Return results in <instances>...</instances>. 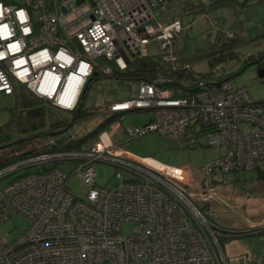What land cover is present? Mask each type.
I'll use <instances>...</instances> for the list:
<instances>
[{
	"label": "built area",
	"instance_id": "2783aa9c",
	"mask_svg": "<svg viewBox=\"0 0 264 264\" xmlns=\"http://www.w3.org/2000/svg\"><path fill=\"white\" fill-rule=\"evenodd\" d=\"M180 1L0 0V94L22 90L41 109L74 114L89 79L124 73L136 59L157 54L178 68L173 43L183 27L165 15ZM166 76L135 82L133 97L97 113L152 112L145 126L127 129L125 142L157 133L185 143L198 127L218 156L194 171L133 156L104 131L79 150L49 135L42 146L49 150L0 169V178L22 172L0 190V226L13 216L28 223L23 235L0 239V264H226L220 229L208 219L216 199L212 178L264 169V102L230 78L201 81L191 94L176 96ZM64 162L74 168L56 167ZM97 164L115 169L113 189L96 184ZM198 174L204 213L185 192L194 191ZM71 177L84 197L68 191ZM124 225H132L129 235Z\"/></svg>",
	"mask_w": 264,
	"mask_h": 264
},
{
	"label": "rangeland",
	"instance_id": "374dc122",
	"mask_svg": "<svg viewBox=\"0 0 264 264\" xmlns=\"http://www.w3.org/2000/svg\"><path fill=\"white\" fill-rule=\"evenodd\" d=\"M180 7L182 6L180 5ZM194 9L179 11L176 8L165 15V22L169 16L172 17L173 15L171 20H178L183 27L173 47L174 55L179 60V64L190 62L194 72L203 75L213 73L216 79L231 77L236 86L245 89L254 101L264 102V79H260L257 74L259 65H264V1L251 0L247 6L240 8V10L234 9L233 13L225 14L217 13L216 10L224 12L225 9L230 8H210V10L205 11H195ZM208 55L221 57L222 61L217 62L211 68L207 62ZM231 55H233L232 58H230ZM248 56H261V59L257 60L259 62L257 65H247L245 60ZM160 57L159 54L155 56V58ZM136 87L134 81L117 80L111 76L94 78L93 81L89 82L85 96H82L80 100L82 115H79L74 121L75 118L73 119V117L76 114L69 112V116L73 117L67 128L64 129L65 132L60 133V129L57 128L52 130L54 134L52 136L62 137L64 140L61 141V145H65L70 142V139L78 141L92 132V140L82 144L84 148L86 146L90 147L95 140L94 138L99 137L101 134L96 137L93 135L97 125L111 117V115L98 114L97 111L105 109L112 102L130 99L135 95ZM23 94L22 90L12 96L0 94V162L6 159L11 151L4 149L8 142L17 141L26 136L22 132L24 128L19 129V126L15 124V122L22 120L24 114L25 109L21 104ZM43 111L46 126L38 129L48 131L50 130L49 118L54 112L47 109H43ZM152 118L151 111L123 113L115 116L114 121L110 123L104 132L111 134L112 141L121 143V146L127 152L139 157L149 156L156 162L172 168L189 167L194 171H201L203 166L214 157H217L213 149L206 148L207 137L203 132L198 131V127H195L194 131L192 129L188 130L185 143L174 136L159 135L157 133H150L125 142L127 129L141 128ZM246 130L247 128L243 126L242 131ZM191 139H193L194 144L189 145ZM45 141L46 139H43V143ZM36 143H33L32 146H35ZM201 143L204 147L200 146ZM220 153L222 154L223 150ZM56 167L70 172L74 168V164L64 162L56 164ZM34 170L32 169L31 172ZM95 172L98 186L106 189H113L116 186L115 169L112 166L97 164ZM248 173H239L240 178L248 177ZM20 175H22V172H15L0 178V190ZM216 177L218 176L214 178ZM67 188L75 197H84L85 189L75 177L69 179ZM185 192L197 205V196L190 190H185ZM199 209L204 213V209ZM208 219L211 220L210 217ZM27 227V221L18 216H13L0 226V239L6 236L10 241L16 239L25 233ZM132 229V225H124V235H129ZM218 245V252L223 256L222 246L219 243Z\"/></svg>",
	"mask_w": 264,
	"mask_h": 264
},
{
	"label": "crops",
	"instance_id": "0c3cea01",
	"mask_svg": "<svg viewBox=\"0 0 264 264\" xmlns=\"http://www.w3.org/2000/svg\"><path fill=\"white\" fill-rule=\"evenodd\" d=\"M137 1L124 0L127 4H134ZM218 1L222 2L223 0H181L172 10L178 8L179 11H182V9L195 8V11H205L220 5V2L216 3ZM228 10L216 11L217 13H227ZM172 18L173 15L169 16L166 21H170ZM200 146L204 147L202 143ZM214 153L218 156L215 151ZM215 176L218 177L214 178ZM215 176L212 178V183L216 199L211 201L208 207L212 210L210 221L220 231L233 234L230 237L221 236L222 253L226 264H264V233L259 232L264 230V169L249 172L248 177L244 178H240V174H216ZM193 178V194L196 195L197 188L202 183V177L198 174ZM197 205L202 209L207 206L202 202H197ZM239 233L248 234L241 235Z\"/></svg>",
	"mask_w": 264,
	"mask_h": 264
},
{
	"label": "trees",
	"instance_id": "16d2710c",
	"mask_svg": "<svg viewBox=\"0 0 264 264\" xmlns=\"http://www.w3.org/2000/svg\"><path fill=\"white\" fill-rule=\"evenodd\" d=\"M249 1H251V0H223L222 2H220L221 3L220 5H216V6L211 7V8H214V9L230 8L227 13H230V12L233 13L234 9L240 10V8L247 6ZM257 1H264V0H257ZM214 14H216V13H214ZM221 14H225V13H221ZM174 43H173V47H174ZM232 57H233V55L230 56V58H232ZM258 59L260 60L261 56H258V57L248 56V58L245 60V63L247 65H252L255 63L258 64L259 63ZM221 61H222L221 57L219 58L216 56L208 55L207 62L211 68L214 67L217 62H221ZM177 63H178V65H181V66H178V68L177 67L171 68V65L162 62L161 58L149 57L148 59H136L135 63H133V65H132V67L128 68L124 73L113 74L111 77L114 79H117V80H124V81L138 82L140 80H143V81L150 82L154 78V76H157L158 72L161 74L164 73L165 75L168 76V77L166 76L167 78H171V80H172V82L168 83L166 85V87L172 89L173 93L176 96H185L187 94H191L196 89V87H197L196 84L201 82V81L204 83H209V82H215V81L223 80L222 78L216 79V77L214 76L213 73L203 75L201 73L194 72L190 62H185L183 64H181V63L179 64V60L177 59ZM186 67H188V68H186ZM261 67H264V65H259L258 68H261ZM168 71H169V73H167ZM228 78L232 79L231 77H228ZM93 80L94 79H91L89 82H91ZM89 82L87 83V87H86L85 91L87 90V88L89 86ZM82 96L83 97L85 96V92ZM29 103L31 104V106L34 105L36 108L30 109ZM24 104L26 105V108H24L25 110H24V114L22 115V118H21L22 120L15 122V124L17 126H19V129L24 128V130L22 131L23 133H25V134L32 133L30 135L32 137L31 138L24 137V138L19 139L17 141H13V142L11 141V143L8 142L7 145L5 144L6 146L4 147V149L7 151H9V150H11V151H10L9 155L7 156V158L0 162V169L7 167V166L11 165L12 163H14V162H16L22 158H26L30 155L41 153L45 150H49V149H45L44 147H42L44 145L43 139H46L49 135H53L52 130L57 129V128L60 129L59 130L60 133L65 132L64 129L67 128L69 121L73 117V116L71 117V115L69 116V112H57V111H53V110L49 109V111L54 112V114H55V115L54 114L51 115V117L49 118V123H50L49 129L51 132H47V133L40 132L41 134L33 133L32 127L34 125L37 126V128H43L46 126L44 111H43V109H41V107H39L38 102L32 101V99L25 93L22 95V106L23 107H24ZM76 110L77 111H75V113H74V114H76V116L73 117V119L75 118V120L79 117V115L80 116L82 115L81 104L78 105V109H76ZM47 115L49 116V114H47ZM104 116H106V115H104ZM115 116H117V115H111V117L105 119L102 123L98 124L97 127L95 128V131L93 132V135L96 137L101 132H103L110 125V123H112L114 121ZM33 122H34V125H32ZM91 133L83 136L78 141H73L70 139L69 143H67L65 145H61V146H63V148H65L67 150L82 149V148H84V147H82V144H84L85 142H88V140H92L91 139ZM97 138L98 137H96L94 139L96 140ZM36 139H38V140L36 141ZM63 140L64 139L62 137H60V139H58L59 144H61V141H63ZM35 142H37L36 145L32 146L33 143H35ZM206 146L208 147V145H206ZM9 148H11V149H9ZM257 171H259V170H257ZM27 173L28 172H26L25 174H27ZM226 175H230V174H226ZM19 177H17V178H19ZM250 232H248V233H250ZM259 232L264 233V230H260ZM218 233L220 235H218L217 240H218V243L220 245H221V239H222L221 236L230 237L231 235H233L232 233H228V232L225 233L222 231H219ZM248 233H239V234L245 235ZM239 234H235V235H239Z\"/></svg>",
	"mask_w": 264,
	"mask_h": 264
},
{
	"label": "flooded vegetation",
	"instance_id": "af4514ba",
	"mask_svg": "<svg viewBox=\"0 0 264 264\" xmlns=\"http://www.w3.org/2000/svg\"><path fill=\"white\" fill-rule=\"evenodd\" d=\"M21 104H22V99H21ZM29 108H30V109H35V107H33V106H31V107H29ZM32 125H34V122L32 123ZM33 127H34L35 129H33ZM33 127H32V131H33V133H38V132H40V129H38L37 126L34 125ZM31 134H32V133H30V134L28 133V134H26L25 137H26V138H31V137H32V136H30Z\"/></svg>",
	"mask_w": 264,
	"mask_h": 264
},
{
	"label": "water",
	"instance_id": "95a60500",
	"mask_svg": "<svg viewBox=\"0 0 264 264\" xmlns=\"http://www.w3.org/2000/svg\"><path fill=\"white\" fill-rule=\"evenodd\" d=\"M252 65H257V63L252 64ZM257 74H258V77H259L260 79H264V67L258 68V70H257ZM24 108H26V105H25V104H24ZM74 120H75V119H74ZM33 129H35V128L33 127Z\"/></svg>",
	"mask_w": 264,
	"mask_h": 264
},
{
	"label": "clouds",
	"instance_id": "9594fccd",
	"mask_svg": "<svg viewBox=\"0 0 264 264\" xmlns=\"http://www.w3.org/2000/svg\"><path fill=\"white\" fill-rule=\"evenodd\" d=\"M19 15L21 16V18H23L25 14L24 12H20Z\"/></svg>",
	"mask_w": 264,
	"mask_h": 264
}]
</instances>
